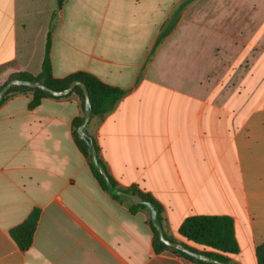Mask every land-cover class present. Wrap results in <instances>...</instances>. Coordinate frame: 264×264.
I'll return each instance as SVG.
<instances>
[{"label": "crops", "instance_id": "1", "mask_svg": "<svg viewBox=\"0 0 264 264\" xmlns=\"http://www.w3.org/2000/svg\"><path fill=\"white\" fill-rule=\"evenodd\" d=\"M192 1L0 0V86L17 72L40 73L46 41L33 36L52 30L56 77L86 71L126 91L86 127L117 188L150 193L163 206L164 234L183 243L187 217L231 216L239 244L231 263L259 264L264 120H241L235 130L233 120L204 114L211 106L198 98L145 85L148 55ZM32 97L21 93L0 107V264H200L157 253L149 207L132 212L129 198L102 188L74 139L83 114L76 94L30 108ZM34 208L33 243L22 250L10 230Z\"/></svg>", "mask_w": 264, "mask_h": 264}, {"label": "rangeland", "instance_id": "2", "mask_svg": "<svg viewBox=\"0 0 264 264\" xmlns=\"http://www.w3.org/2000/svg\"><path fill=\"white\" fill-rule=\"evenodd\" d=\"M46 38L33 36L43 45ZM143 71L146 86L174 90L175 99L196 97L211 106L204 114L233 120L235 130L241 120H264V0H193Z\"/></svg>", "mask_w": 264, "mask_h": 264}, {"label": "trees", "instance_id": "3", "mask_svg": "<svg viewBox=\"0 0 264 264\" xmlns=\"http://www.w3.org/2000/svg\"><path fill=\"white\" fill-rule=\"evenodd\" d=\"M63 0H59V7H61ZM54 16V14H53ZM52 49V30H49L46 39L45 52L41 65V71L38 75H33L30 72L22 71L12 74L8 80L0 86V89L11 79L21 78V79H30V80H39L49 87L56 90L66 89L70 83L74 80L82 81L88 88L91 103H92V114L91 115H103L113 108V106L125 95V89L119 86H114L109 83H106L97 75L86 72V71H77L71 73L65 77H56L53 73V64L51 57ZM31 92L33 94L32 100L29 103L30 108H34L40 104L42 99L46 97L52 98H62L68 97L72 94H76L79 97V101L82 107L83 114L79 117H76L73 121L74 126V139L79 147V149L85 154L89 159V164L91 171L95 178L98 180L100 185L104 190L109 192L114 198L122 199L123 196L114 194L110 191L109 184L100 173V171L94 165L91 158V150L89 145L83 139H80L77 133L78 126L84 120V107H85V97L84 93L80 86H76L71 93L65 96H54L48 92H45L39 88L33 89L26 86H14L12 87L6 95L0 100V107L8 99L14 97L15 95ZM99 162L107 170L105 164L101 159ZM109 174V173H108ZM111 182L117 188V183L114 178L109 174ZM119 189V188H117ZM132 193H137L142 196L144 200L151 201L157 210V220L161 224L163 206L161 203L156 200L150 193H146L138 188L137 185L132 186L129 190ZM137 207H147L145 204H131V211L135 212ZM40 217V209L34 208L29 216L19 225L13 227L10 230L11 237L16 241L18 246L22 250H27L33 243L34 233L36 231ZM150 226L153 232V246L157 253L164 250H171L172 252L184 256L188 259L196 261L200 264H213L208 263L203 260L197 259L188 255L187 253L172 248L161 241L159 237L158 230L153 226L152 221L150 220ZM180 236L186 241L185 245L192 250L200 251L209 256L217 258L223 262L231 263L229 254H235L239 251V244L235 236V224L231 216L228 215H192L187 217L180 226L179 229ZM165 237L175 241L173 238L168 237L165 234ZM193 243L198 246H202L204 249H199ZM257 258L259 264H264V242L261 243L257 249Z\"/></svg>", "mask_w": 264, "mask_h": 264}, {"label": "water", "instance_id": "4", "mask_svg": "<svg viewBox=\"0 0 264 264\" xmlns=\"http://www.w3.org/2000/svg\"><path fill=\"white\" fill-rule=\"evenodd\" d=\"M18 85L26 86V87L33 88V89L39 88V89H41L45 92H48L54 96L68 95L69 93L72 92V90L76 86H80L83 93H84V97H85V107H84V120L78 126L77 133H78L79 138L86 141L87 144L89 145L90 150H91L92 161H93L94 165L96 166V168L100 171V173L104 176V178L108 182L110 191L113 192L114 194L129 198L134 204H145L147 207H149V209L151 210L152 224L158 230L159 237H160L161 241H163L168 246L175 248V249H178V250H181V251L187 253L188 255H190L192 257H195L197 259L203 260V261L208 262V263L229 264V263L223 262L217 258L209 256L205 253H202L200 251L192 250L191 248L187 247L181 241H172V240L166 238L164 231H163V228L157 220V210H156L155 206L153 205V203L151 201L144 200L140 194L132 193V192H129L126 190L117 189L115 187V185L111 182V179L109 177L107 170L103 167V165L100 164L96 145H95L94 141L92 140V138L87 134V131H86V127H87V125L91 119L92 103H91L88 88L82 81L74 80L70 83V85L66 89L56 90V89L49 87L48 85H46L45 83H43L39 80L14 78V79H11L10 81H8L0 89V100L6 95V93L12 87L18 86Z\"/></svg>", "mask_w": 264, "mask_h": 264}]
</instances>
